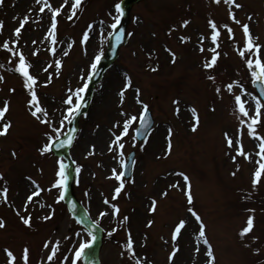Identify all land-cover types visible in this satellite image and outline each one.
Here are the masks:
<instances>
[{
  "label": "rangeland",
  "instance_id": "rangeland-1",
  "mask_svg": "<svg viewBox=\"0 0 264 264\" xmlns=\"http://www.w3.org/2000/svg\"><path fill=\"white\" fill-rule=\"evenodd\" d=\"M119 2L90 0L86 12L76 16L74 0H4L0 4V107L9 104L0 129L11 122L8 133L0 135V219L4 223L0 264H11L6 249L15 255L14 264H24L25 247L28 264H86L89 248L78 261L75 252L93 235L66 209V193L63 200L58 199L63 189L54 185L63 159L53 150L52 154L42 149L49 143L48 134L54 137V129H61L55 137L67 131L71 119L65 120L67 97L71 94L73 102L79 103L76 90L88 83L96 57L106 51L112 25L121 18ZM45 3L61 8L55 15L57 42L50 35L51 8L40 11ZM236 3L241 7L225 0H145L132 9L127 42L95 87L70 148L75 170L71 192L101 230L98 264H264V210L246 204L245 198L256 195L264 200V170L260 182L253 184L262 161L259 136L264 135V111L258 135L252 136L243 123L247 117L234 101V94L243 95L249 114L254 115L257 94L246 64L249 54L241 57L238 49L247 39L243 24L249 25L255 42L264 45V0ZM233 12L240 23L231 19ZM211 20L221 29L217 48L221 55L208 68L205 65L216 47ZM22 23L17 36L15 29ZM4 43L16 55L3 48ZM20 53L31 65L30 74L38 77L35 90L46 117L33 115L31 92L18 71ZM236 81L247 91L235 86ZM228 83L234 84L232 92ZM145 104L153 112L155 125L139 142L134 131ZM132 116L137 119L121 138V155L112 141ZM45 118L50 123H44ZM225 133L233 140L231 147ZM241 142L249 155L236 151ZM132 150L136 151L133 175L122 177L124 188L117 197L120 180L113 171H123L120 161H126ZM189 184L193 208L187 206ZM113 205L119 206L118 214ZM193 210L203 221L214 261L200 237L202 225ZM22 216L31 217L30 225ZM250 216L253 227L241 235ZM181 220L185 226L173 240ZM129 232L134 252L127 247ZM176 245L179 249L171 256Z\"/></svg>",
  "mask_w": 264,
  "mask_h": 264
},
{
  "label": "snow or ice",
  "instance_id": "snow-or-ice-1",
  "mask_svg": "<svg viewBox=\"0 0 264 264\" xmlns=\"http://www.w3.org/2000/svg\"><path fill=\"white\" fill-rule=\"evenodd\" d=\"M4 0H0V4H3ZM39 2V0H38ZM220 0H216V3H219ZM226 3L229 4H235L236 8L241 7L240 4L236 3V0H225ZM65 3H67V0H65ZM81 5V0H75L74 6H73V15L75 14V10L76 8H79ZM45 8H51L52 12H53V21L51 23V29H50V35L53 38V41H55V37H56V32H57V22L55 19V15L58 14L61 11V8H52L50 3H45L44 7L40 8V11L43 12L45 10ZM116 8L119 10L120 15H123V8L121 7L120 4L116 5ZM231 15V19L235 20L237 23H240V21H238L236 19V15L235 13H230ZM71 18V17H69ZM25 22H27V17L24 18ZM119 23V17L116 18V23H114L112 25L113 28L116 27V24ZM185 26L188 24V21H184ZM3 26V21H0V29H2ZM24 27V24L22 23L20 25V27L15 29V34L17 36L20 35L21 29ZM225 29H227V31L229 33H232V29L225 24L223 26ZM243 31L246 34V43L243 47V49H238L239 54L241 57H245V54L248 53V58L246 59V64L247 67L249 69H251V77L253 79V82L256 83L258 85L259 91L260 92H264V57H261V48L264 47V45H260L259 43L255 42V39L250 31L249 25L248 24H243ZM210 28L213 30L211 32V40L216 42V47H214L212 49V52L214 53L211 56V60L209 63H207L205 66L208 68H212L216 63L217 60L219 58V56L221 55V53L219 51H217V48H219V38L221 36V29L218 27L217 23L215 20H211L210 21ZM87 34H85L84 39L87 40ZM184 39H188L187 37H185ZM3 48L5 49H9V44L8 43H4L2 45ZM10 51H12L13 55H16V52L14 50L9 49ZM203 50V49H201ZM51 51L53 53H55V48H52ZM103 55V53H101V56ZM172 55L174 56L175 53H172ZM101 56H97L96 57V62L92 65V70L93 72H95L97 64L99 63ZM31 67L30 63L27 61V59L24 57L23 53L19 54V65H18V71L20 73H22L23 77L26 79V87L30 90L31 92V99L29 100V103L33 105V115H38V114H42L45 117L47 116V113L45 112L44 108L40 106V102H39V98L37 95V92L35 90V85L37 82L38 77L35 75L30 74L29 72V68ZM214 79V78H213ZM129 86H131V80L129 78ZM235 86H239L243 91H247L244 88V85L241 81H236L235 82ZM88 85L85 84L82 88H79L76 90L75 95L79 98V100L81 101V103H74L73 102V98L72 95L70 94L67 97L66 100V104L69 106L67 108V112H68V116L65 117V120L67 119H74L75 118V114L79 113L82 107V103L84 100V96L83 93L86 91ZM234 88V84L233 83H228L227 84V89L229 92H232ZM71 92V90H69ZM220 89L217 88V92H219ZM121 95H123V93H121ZM249 95H251V93H249ZM253 99L255 100V111H254V115H250L249 114V109L248 107H246V102L243 98V95L241 94H234V101L238 107V111L243 114V116L247 117L246 120L243 121L244 124L247 125L250 133L252 136H257V126L260 124L261 122V117H262V111H264V96L261 95H255L253 97ZM178 103V102H177ZM144 108V113L143 115L140 117L141 120V124L144 125L146 124V116H147V112H148V105H143ZM8 111V103H5V105L3 107H0V118H3L5 113ZM177 111H179V108H177ZM193 111L195 112V109H193ZM137 119L136 116H132L130 119H127L124 124H123V131L120 135H116L115 139L112 141V145L118 147L121 150V155H123V148H124V144L121 143V138L124 135H127L128 131H129V127L132 125V123ZM196 120L197 123L199 121V116L197 114L196 116ZM44 123H50V121L45 118L43 120ZM64 123V120L61 121V124ZM11 126V122H7L4 123L3 128L0 129V135L5 134L9 127ZM193 130H195V126L193 128ZM57 132H60L61 129L60 128H56ZM137 134H139V130H137ZM50 136V141L49 143L45 144L42 151L47 152L50 151L56 140H58V137H53L51 136V134H48ZM171 135V133H170ZM226 137H227V143L228 145L231 147L233 144V140L230 136H228L227 133H225ZM74 137H69L67 140H62L59 141V144L56 146L59 147H63L65 144H71L73 142ZM260 141H262L259 144V155L262 158V161L260 163V170H258L255 173V179L253 180V184H257L260 182V178H261V170H264V135H260L259 136ZM171 148V143L169 142V149ZM236 151L240 154V155H249L248 153H245L244 151V147H243V143H239L238 147L236 148ZM236 157L234 156L233 159H235ZM121 164H125L124 160L120 161ZM80 167L76 168V172L79 173L80 172ZM113 175H115L117 177V179L120 180V186L117 187L115 189V196H119L121 190L124 188V180L122 179L124 173L120 172V173H116V171H113ZM0 176H2V174H0ZM58 179L55 182L56 187H60L63 189V191L61 192L60 196H59V200H63L64 199V193L67 192V188H68V181L70 178V172H69V165L66 164L63 160H61L59 162V171L57 173ZM185 179L187 180L188 177L185 176ZM7 192L8 189L4 188L3 189V193H4V199H7ZM35 194V193H34ZM166 194V193H165ZM28 201L31 202L32 197L29 196ZM188 199L189 202L192 201V194L190 191V184H189V191H188ZM27 207V205H25V208ZM73 207H75V203L73 202ZM114 211L118 214L120 209L118 205H113ZM152 210L155 211V205H153ZM193 213L195 215V218L197 220H200L201 222V230H200V237L203 239L204 244H206L208 246V256L210 257L211 261H214L215 257L213 255L212 252V245L209 243V241L207 240V238L205 237V233H204V228H203V221L201 220L199 214H196L193 210ZM106 213H101V215H105ZM49 216L44 217V219H49ZM21 219L24 221L25 224H29L30 225V221H31V217H21ZM125 220L128 219L127 216L124 217ZM253 217H249L248 221H247V226L244 227L242 229L241 235L247 234L253 227ZM98 223V222H97ZM186 221L181 220L178 224V226L175 228L174 233H173V240H176L178 238V236L181 233V229L185 226ZM4 223L2 221V219H0V227H3ZM96 236L93 235L91 237V240H85L83 241L80 246L79 249L75 252V260H80L84 254H85V250L89 247H91V245L95 242L96 240ZM58 245L59 242L57 241V247L52 249V254L49 255L48 260H52L53 257L56 255V251L58 249ZM45 247H48L47 244H45ZM127 247L130 250H133V242L131 240V233L129 232V240L127 243ZM179 246L176 245V248L174 249V251L172 252L171 256L175 255V251H178ZM6 253L7 255L10 257V262L11 264H14L16 257L15 255L12 253V251L10 249H6ZM28 259H29V249L27 247H25L24 249V253H23V261L24 264H28Z\"/></svg>",
  "mask_w": 264,
  "mask_h": 264
},
{
  "label": "water",
  "instance_id": "water-1",
  "mask_svg": "<svg viewBox=\"0 0 264 264\" xmlns=\"http://www.w3.org/2000/svg\"><path fill=\"white\" fill-rule=\"evenodd\" d=\"M139 0H122L121 2V7L123 8V18L121 22L119 23L117 29L113 32V34L110 37V44L107 49V52L102 59L100 65L98 66L97 71L95 74L92 76V81L89 89V94L85 98L84 103L82 104L81 110L79 113L76 114L75 118L72 120V125L69 129V132L63 137L60 138L53 146V149L57 154H62L65 156L68 160V165H69V172H70V180L72 179V160L70 159L68 155V150L71 147V144H65L63 147L56 146L59 144V141L62 140H67L69 137H74L75 131L77 129L76 127V121L79 117V115L85 111L88 108L89 101L92 95L93 91V86L95 85L96 82L100 80V78L103 75V72L108 68V66L117 58L118 55V49L119 47L125 42V35H126V27L129 22V17H130V9L134 3H136ZM257 91L261 96H264V92H260L258 85L255 83L254 84ZM153 126V117L151 115V112L148 110L147 116H146V124L142 125L141 122L139 124V127L137 130H139V134H137L136 130V136L138 140H143L147 136L148 132ZM134 159V152L130 154L129 161L126 164V176L129 177L132 173V163ZM70 186V182L68 184ZM73 202L75 203V207H73ZM67 204L68 208L70 209L71 212H73L76 216L80 217L82 216V208L78 205V203L75 201L74 197L70 193V190L68 191L67 195ZM90 229L96 233V237L98 238L100 231L96 226L93 224L89 223ZM96 238V240H97ZM96 250H97V243L94 244L92 247V250L89 253V259H88V264H97L98 260L96 258Z\"/></svg>",
  "mask_w": 264,
  "mask_h": 264
},
{
  "label": "trees",
  "instance_id": "trees-1",
  "mask_svg": "<svg viewBox=\"0 0 264 264\" xmlns=\"http://www.w3.org/2000/svg\"><path fill=\"white\" fill-rule=\"evenodd\" d=\"M254 199L256 201H258L261 205H264V200L263 199H258V198H255V197H254Z\"/></svg>",
  "mask_w": 264,
  "mask_h": 264
}]
</instances>
